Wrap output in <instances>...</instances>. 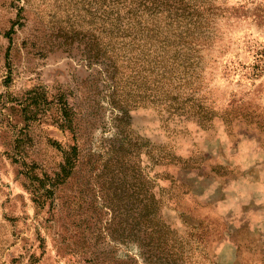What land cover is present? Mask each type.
<instances>
[{
	"label": "rangeland",
	"instance_id": "374dc122",
	"mask_svg": "<svg viewBox=\"0 0 264 264\" xmlns=\"http://www.w3.org/2000/svg\"><path fill=\"white\" fill-rule=\"evenodd\" d=\"M212 7L199 67L188 72L190 83H174L181 103L171 110L135 103L121 124L103 66L87 58L89 40L104 35L101 1L0 0V264L129 257L126 264H144L135 244L115 238L133 210L135 170L154 180L160 215L190 264H264V0H212ZM135 83L132 93L147 92ZM31 89L51 102L26 105ZM60 98L74 111L75 134L58 126ZM24 105L36 112L17 162L13 140L26 125ZM194 111L209 122L203 126ZM120 131L131 146L121 184L104 154ZM53 140L76 144L79 157L53 201L39 205L22 165L36 163V175L57 170ZM152 148L166 157L157 165Z\"/></svg>",
	"mask_w": 264,
	"mask_h": 264
},
{
	"label": "trees",
	"instance_id": "16d2710c",
	"mask_svg": "<svg viewBox=\"0 0 264 264\" xmlns=\"http://www.w3.org/2000/svg\"><path fill=\"white\" fill-rule=\"evenodd\" d=\"M100 1L104 35L100 39L92 37L89 40L87 58L91 63L103 66L105 78L112 89L109 104L122 113L115 120L126 124L130 107L138 102L147 101L165 110L174 109V104L181 103L179 87L174 86V83H190L188 72L199 67L202 48L209 43L208 38L212 33V0ZM134 82H137L136 89L144 87L147 92L143 95L134 91L132 93ZM28 93L32 96L23 100L28 106L33 105L37 109L51 102L44 93L36 92V89ZM13 100L16 99L9 101ZM56 104L61 115L59 128L75 134L72 107L64 98H60ZM28 106L22 107L26 125L18 130L13 140L14 160L17 162L23 161L26 155L22 148L31 140L26 130L31 126L30 120L36 111L28 110ZM179 110L184 112V107H179ZM190 115L196 116L203 126L209 122L207 114L194 111ZM121 131L114 134L112 143L104 151L108 163L113 166L112 176L120 175V184L128 171L131 172L130 164L125 159L131 146L120 136ZM51 146L61 156V162L52 174L41 169V174L36 175V163L22 165L25 167L23 174L28 183L27 190L39 205L53 201L59 186L74 173L79 157L76 144L64 146L53 140ZM154 149L150 153V160L157 165L166 157L157 154ZM131 178L135 183L130 184L132 191L128 199L132 200L130 206L133 210L129 207L131 215L127 214L122 219L124 224L120 223L115 230V238L120 243L135 244L144 264H190L182 240L160 215L162 200L153 191L154 180H142L139 170H135ZM130 260L132 262L133 259H121L119 264H126Z\"/></svg>",
	"mask_w": 264,
	"mask_h": 264
}]
</instances>
